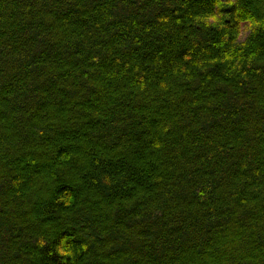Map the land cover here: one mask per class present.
I'll return each mask as SVG.
<instances>
[{"label": "trees", "instance_id": "obj_1", "mask_svg": "<svg viewBox=\"0 0 264 264\" xmlns=\"http://www.w3.org/2000/svg\"><path fill=\"white\" fill-rule=\"evenodd\" d=\"M0 264H264V0H0Z\"/></svg>", "mask_w": 264, "mask_h": 264}, {"label": "clouds", "instance_id": "obj_2", "mask_svg": "<svg viewBox=\"0 0 264 264\" xmlns=\"http://www.w3.org/2000/svg\"><path fill=\"white\" fill-rule=\"evenodd\" d=\"M38 243H39L40 247L45 246V242L43 240L39 241ZM64 245H65V240L63 238L60 241V244L56 247L55 253L58 254L59 256L67 257V256L71 255V253L69 250H66L65 247H63ZM68 247L70 248V245Z\"/></svg>", "mask_w": 264, "mask_h": 264}, {"label": "rangeland", "instance_id": "obj_3", "mask_svg": "<svg viewBox=\"0 0 264 264\" xmlns=\"http://www.w3.org/2000/svg\"><path fill=\"white\" fill-rule=\"evenodd\" d=\"M246 35H247L246 25L245 24H242V26H241L240 39L243 40Z\"/></svg>", "mask_w": 264, "mask_h": 264}]
</instances>
